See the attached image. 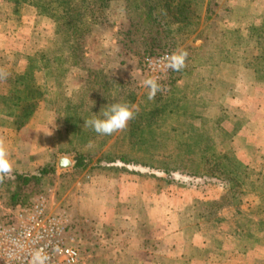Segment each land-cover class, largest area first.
Here are the masks:
<instances>
[{
	"label": "rangeland",
	"instance_id": "rangeland-1",
	"mask_svg": "<svg viewBox=\"0 0 264 264\" xmlns=\"http://www.w3.org/2000/svg\"><path fill=\"white\" fill-rule=\"evenodd\" d=\"M184 1L190 4V18L197 26L174 40L166 39L164 48L152 57L143 56V46L137 47L139 36L132 24L139 20L126 1H115L104 11L88 39L91 47L88 41L85 46L84 64L89 63L88 55L99 51L107 64L100 69L89 66V72L83 68L82 95L79 99L75 91L68 98L85 105L79 124L75 120L76 127L67 134L60 124L61 130L49 129L46 135L38 125L40 144L34 151L44 148L48 138L49 160L31 161L28 170L13 168L0 179V218L10 210L6 204L19 208L49 199L67 218V236L80 252L77 264H147L153 256L165 254L170 239L166 235L171 230L220 235L229 237L226 243L233 240L237 244L251 237L255 229H264L251 227L260 212L247 206L258 200L264 203V0ZM35 16L29 6L0 0V44L7 42L6 55L21 52L35 58L34 73V66L44 65L42 53L49 55L50 49L57 48L55 42L50 43L55 22ZM173 23V29L180 26ZM98 35L101 42L94 41ZM181 50L188 53L185 67L173 71L164 58ZM69 72H64L63 83ZM53 76L49 73L47 85L53 83ZM147 78L158 81L161 90L157 93L166 101H158L160 109H167L155 120L157 135L152 131L143 136L131 134V120L127 130L112 137L85 127V114L93 101L97 102L94 115L111 103H132L131 110L139 113L150 101L143 97L148 95L142 85ZM108 80L119 83L110 89ZM49 94L50 110L65 105L61 87L52 86ZM138 122L146 127L149 119ZM61 157L76 159L75 169L59 171ZM44 168L53 170L40 186L31 183L24 187L17 179L18 175L39 174ZM94 188H114L113 193L121 188L106 205L117 208L114 218L102 216V204L91 201ZM124 188L132 200L137 188L143 189L146 210L138 213L139 218L150 220L152 213L157 217L151 222L154 226L143 230L146 236L150 231L149 238L157 235L159 243H145L140 248L136 241L122 240L127 234L124 228L137 215L136 209L130 210L129 200H124ZM152 203L158 204L155 211L150 210ZM141 220V227L147 225ZM106 238L122 242L126 248ZM190 251L187 245L183 261L190 258Z\"/></svg>",
	"mask_w": 264,
	"mask_h": 264
},
{
	"label": "crops",
	"instance_id": "crops-1",
	"mask_svg": "<svg viewBox=\"0 0 264 264\" xmlns=\"http://www.w3.org/2000/svg\"><path fill=\"white\" fill-rule=\"evenodd\" d=\"M94 39V41L101 42L99 35ZM88 42L91 47V40ZM6 43L7 42L0 44V142H3L8 151L12 167L20 171L28 170L31 161L49 160L48 138H45L43 142L44 148L34 151L38 143L40 144V142H38V137L41 133H38V129H42L46 135L49 129L52 130V132L53 130L58 131V129L61 128V123L58 120L55 108L53 110L49 109L51 105L49 100L50 94L49 90L46 88L48 87V72L50 70V65L47 60V52L42 53V55L45 54L46 56L43 61L44 65L40 62V65L34 66L36 69L35 74L31 75L30 79H28L27 73L31 68L33 71V63H35V61H32V56H23L21 52H16V55H6L8 52V50H6L8 44ZM40 47L41 46H37L36 49ZM100 53L101 51L97 52V54L92 57L88 55V66L100 69L107 64L108 60L106 57L100 56ZM36 62H38V60H36ZM84 69L80 66L70 69L66 82L63 83L61 87L62 95L65 94L69 97L73 92L80 90L84 77ZM75 75L78 76V78L75 77ZM34 87L39 90L41 94L43 93V89L47 91L44 95L42 94L40 96L41 99L35 101L36 107L38 106V108H36L34 114L29 116L23 124L18 125L17 118L19 110H21L24 105H27L28 101L32 103L27 97V92L34 89ZM4 89L5 91L7 90L5 94L2 92ZM43 96H45V99H42ZM18 97L21 98L19 99ZM53 134L56 135L57 133L55 132ZM113 189L114 188H104L94 190L95 193L91 201L93 203L100 202V204H102L100 208V211L103 210L104 212L102 216L113 218L115 216L114 212H116L117 208L110 207L111 205L106 206L111 202L110 198L112 194H115L113 198V200H115L116 196L121 193V190H118L121 188H118L116 193H113ZM131 190H133V188H131ZM124 192L125 194H122L126 197L124 200L128 199L130 201L126 200L127 203L131 205L130 210L136 209L137 215L136 219L133 217L131 220V226L129 225L127 229L124 228L127 234L122 240L126 243L136 241L138 247L139 244L141 245L140 248H144L145 243H159L161 239L157 237V235L149 238L151 237V235H149L150 231H148V235L146 236V229L143 230L145 226H147V228H150L152 225L154 226L151 222L155 218L157 219V217L152 213V218L150 220L147 219L146 221V218H141L142 215L139 218L138 213L140 211L141 213L145 212L146 210L143 189L141 188V191H139L137 188L136 196L133 200L128 198V195H132L128 194V189L126 190L124 188ZM259 201L260 200L256 201L252 205H247L248 207L251 206L253 211L260 212V216L251 221V227L258 228V226H264V203ZM149 205L147 206V210L150 208ZM157 205L158 204L152 203V208H150V210L155 211ZM129 218L131 219L132 215H130ZM140 219H142V222H144L145 219L147 225L141 227L139 223ZM107 223L108 220L104 222L105 225H107ZM166 236L170 237V239H168L169 243L166 247L165 254L161 257L153 256L152 260L147 264H264V229H255L251 237H248L243 243L242 241H238L237 244H235L233 240L226 243L229 237L210 235L208 233L198 235L195 234V230L190 229L187 230V232L184 230L180 233L171 230ZM108 240H111V242H118V246L121 245V248H126V246H123L122 242L120 243L110 238L105 239V241ZM165 240L167 241V239ZM187 245H190L191 248L190 258L183 261L182 258L183 255L186 254ZM141 251L144 252V249H139V252Z\"/></svg>",
	"mask_w": 264,
	"mask_h": 264
},
{
	"label": "trees",
	"instance_id": "trees-1",
	"mask_svg": "<svg viewBox=\"0 0 264 264\" xmlns=\"http://www.w3.org/2000/svg\"><path fill=\"white\" fill-rule=\"evenodd\" d=\"M8 1L14 2L17 5L23 4L25 6H29V8L34 10L36 14L35 17H49L55 22V37L50 43L53 44L55 42V46H57V48L54 50L50 49L48 53H52H49V55L47 54V60L51 68L49 70V73H52L54 75V78H52L53 83L48 85V87L46 88L47 90H50L52 86L57 87L58 89L59 87H62L63 74L65 71L69 72L72 67L80 66L85 68L86 71L89 72V66L87 64H84L86 61L85 46L88 39L94 33V24H96V22L100 18L104 17V11L107 10V8H109V6L113 2L122 0ZM124 1H126L127 4L130 5V8L135 13L136 18L139 20L136 23H133L132 26H134V32L139 36L136 41L137 47L139 48L143 46V56L152 57L156 55L159 50L164 48L166 39L171 38L174 40L176 36L186 34L187 29H189L190 27L197 26V23L195 21H192L190 18V4H188L187 1L179 0L176 1V4L174 0ZM166 17H170L172 21H167ZM173 22L179 23L180 26H178V28L176 29H173ZM125 39L127 41L126 45L129 46L130 41L127 35L125 36ZM126 49L129 50L131 48L127 47ZM34 59L35 58H32V61H35ZM27 74L28 78L30 79V76L35 73L33 71H30ZM108 81L109 82H107V88L110 89H112L115 84L119 83H116L114 81L112 82L110 80ZM47 90L44 89L42 94L44 95ZM42 94L36 88L31 89V91L27 92V97L32 101V103L28 101L29 105H24L21 110H19L17 118L18 125L23 124L29 116L34 114L36 108H38V106L36 107L35 100L37 99L38 101L39 99H41L40 96ZM81 95L82 90H78L75 92L74 96H78V98L80 99ZM86 95L87 93H85V97ZM159 96L160 93H157L154 99L147 102L148 105L140 108L139 113L136 111L133 112L134 118L131 119V121L134 125L132 128L128 125L129 132L131 134L143 136L144 134L152 131L153 135H157L156 129L153 128L155 120L160 115L166 113L164 111L167 109V107L161 109L159 108L162 106V104L158 103V101L161 99V97ZM69 97L65 94L61 95V99L63 102H65V105L61 107L57 106L56 108L58 120L65 126L64 131L66 134L69 128L76 127L74 124L75 120H77L79 124V114L81 113V110H83L82 107L85 106L83 102L73 101L74 99H68ZM143 97H148V95H145ZM18 98L20 99L21 97ZM161 102L166 101L161 99ZM127 105L131 108L132 103H127ZM89 106L90 108L85 114L87 117L85 120L93 117L95 113L94 111H96L95 107L97 106V102L93 101V103ZM169 113L173 114V112ZM147 118L149 119V123L146 127H144V124H142V126L138 125V120L143 121ZM89 130L92 131L90 128ZM112 136L113 135H111V137ZM79 167H82V164H80ZM52 170V168H44L39 171V174H34L32 176L18 175L17 179L24 187L28 186L31 183L40 186L42 184L43 178L49 175ZM32 204L33 202L26 205L25 207H30L32 206ZM6 207L10 208L11 210H15L18 206L6 204Z\"/></svg>",
	"mask_w": 264,
	"mask_h": 264
},
{
	"label": "built area",
	"instance_id": "built-area-1",
	"mask_svg": "<svg viewBox=\"0 0 264 264\" xmlns=\"http://www.w3.org/2000/svg\"><path fill=\"white\" fill-rule=\"evenodd\" d=\"M47 198L30 207L7 210L0 218V264H33L34 255L45 264H77L80 252L67 236V218Z\"/></svg>",
	"mask_w": 264,
	"mask_h": 264
},
{
	"label": "clouds",
	"instance_id": "clouds-1",
	"mask_svg": "<svg viewBox=\"0 0 264 264\" xmlns=\"http://www.w3.org/2000/svg\"><path fill=\"white\" fill-rule=\"evenodd\" d=\"M188 53L177 51L170 56H166V66L173 71H180L185 67ZM143 87L148 90V99L155 98L157 92L161 90V85L155 78H147L142 81ZM134 118V113L127 104L112 103L103 106L92 118L84 120V125L95 133L102 136H110L115 132L125 129L128 122ZM13 167L9 159V154L3 142H0V179L12 173ZM47 257L37 252L33 258V264H45Z\"/></svg>",
	"mask_w": 264,
	"mask_h": 264
},
{
	"label": "water",
	"instance_id": "water-1",
	"mask_svg": "<svg viewBox=\"0 0 264 264\" xmlns=\"http://www.w3.org/2000/svg\"><path fill=\"white\" fill-rule=\"evenodd\" d=\"M77 160L70 157H61L57 161V169L59 171H71L75 169Z\"/></svg>",
	"mask_w": 264,
	"mask_h": 264
}]
</instances>
